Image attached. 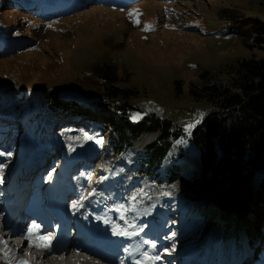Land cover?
Masks as SVG:
<instances>
[{"label": "rangeland", "instance_id": "obj_1", "mask_svg": "<svg viewBox=\"0 0 264 264\" xmlns=\"http://www.w3.org/2000/svg\"><path fill=\"white\" fill-rule=\"evenodd\" d=\"M56 1L44 2L54 5ZM71 1H79L84 7L55 15L58 19L48 25L40 23L33 27L43 15L34 18L30 12L0 0V32L21 37L22 43L27 42V37L36 48L0 57V110H6V114H0V120L24 123L31 141L47 145L51 140L52 146L69 141L70 151L88 147L96 150L98 158L106 154L111 163L117 157L112 156V137L107 141L109 127L97 125L99 118L105 120V115L114 114L110 109L102 108L95 111L96 115L89 110L99 106L96 101L104 100L100 93L103 82L92 68L95 64L111 63L120 76L116 85L137 90L138 95L128 100L135 107L131 117L154 111L170 118L174 125H181L186 132L177 141L184 155L181 164L187 171H199V152L190 139V130L212 106L195 98L189 87L202 83L198 76L202 70H208L209 80L224 84L229 78V66L236 61L264 59V0H125L126 7L102 0H64ZM23 2L31 4L30 0ZM51 91L56 92L57 100L72 103H62L58 108L54 104L43 106L42 97ZM46 137L49 139L44 142ZM133 148L131 152L137 149L134 145ZM23 149L29 151L30 147ZM122 164L105 168L106 176L126 169L129 175L124 185L133 177V195L140 200L141 217L144 215L142 231L162 203L170 205L168 214L173 225L168 227L164 223L162 230L168 229L170 236L156 238L158 242L165 240L167 252L177 255L183 244L198 240L194 239L196 233L188 242L189 232H196L207 222L184 205L189 196L179 194L181 182L154 183L145 172L135 175ZM94 173L101 174L97 170ZM249 206L234 194L228 196L219 206L217 223L201 239L203 243L207 241L206 251L225 248V253H231L230 258L244 259L251 255L249 249H264V206L254 216L249 213ZM257 218V223L252 222ZM154 226L157 227L156 223ZM252 238V246L248 247ZM231 240L234 243L228 244Z\"/></svg>", "mask_w": 264, "mask_h": 264}, {"label": "trees", "instance_id": "obj_2", "mask_svg": "<svg viewBox=\"0 0 264 264\" xmlns=\"http://www.w3.org/2000/svg\"><path fill=\"white\" fill-rule=\"evenodd\" d=\"M41 1L33 0V4L26 7L23 6V0H3L14 8L30 12L34 18L39 19V14L44 15L34 22L33 27L40 23L48 25L57 19L55 15H50ZM70 6L71 10L66 12L73 13L84 7ZM66 8V4L59 3L54 10ZM0 38V47L4 51L0 52V57H10L22 52L24 48L27 51L36 49L32 43H28L27 37V42L22 43L21 37L5 36L0 32ZM92 71L103 82L100 93L104 99L101 103L96 101L95 104L100 107L94 108L111 107L114 110V115L107 118V123L112 129L111 137L116 151L129 153L140 134L157 131V136L135 153L136 172L141 175L145 172V176L162 184L181 182L179 194L189 196L184 205L199 214L203 222H207L200 226L201 236L213 223H217L219 206L230 194H234L242 204H249L251 215L254 216L258 210L262 211L264 59L250 57L236 61L229 66V78L224 84L209 80L208 70H202L198 74L202 83L189 87L195 98L204 99L212 106V110L190 130V139L198 149L200 161L199 171L193 172L187 171L181 164L184 155L177 141L186 136L184 128L174 125L170 118L159 116L154 111L142 113L138 119H131L130 112L135 107L128 100L138 95L137 90L116 85L120 76L111 63L95 64ZM54 93L51 91L50 96L42 97L43 106L54 104L58 108L62 107V103H72L57 100ZM137 111H140V107ZM169 206H164L166 218L170 217Z\"/></svg>", "mask_w": 264, "mask_h": 264}, {"label": "bare ground", "instance_id": "obj_3", "mask_svg": "<svg viewBox=\"0 0 264 264\" xmlns=\"http://www.w3.org/2000/svg\"><path fill=\"white\" fill-rule=\"evenodd\" d=\"M82 8V7H81ZM5 130V129H3ZM152 134H144L142 136H140L138 138V140L136 141V146H140L144 143L149 142V140L151 139ZM4 137V136H3ZM26 143L27 147L29 145V143ZM48 146H46L42 152H48V149L52 148V141L49 140ZM3 149V146H2ZM88 152L87 148H84V151H82L81 153L86 154ZM18 165V169H22L21 167V163L19 162L16 163ZM14 165V164H13ZM12 165V166H13ZM108 166H111L112 168H117L118 164L117 163H110L109 160H107L106 154L103 156H100L99 158L97 156H94L90 162V167L94 168L95 170H97L98 172H101L100 175H97V178H101L105 171V168H108ZM128 176V172L126 170H121L117 176L112 175V178H115L113 182H111V185L114 187L113 189L115 190V192H119L120 188L122 187L123 183H124V179ZM1 179H5L4 175H0ZM1 190V189H0ZM125 193L127 195H132L133 190L131 188V185L128 186L126 188ZM102 194L100 195H92L87 197L85 200L89 199V198H99L101 197ZM105 203L106 204H110L111 205V213L115 214L116 217V212L115 209H119L120 211L124 212V206L122 203H120L118 200L114 199L112 196H105ZM16 214V213H14ZM97 219L102 220L104 222V227L106 228L105 233L109 234L111 233H117L119 230H121L122 227H120L119 225H117L115 222H113L111 219L107 218L104 215H98ZM98 220V221H99ZM53 221H56L55 219H53ZM122 223H128L130 226L133 225V220L131 219V217L129 216V214H126L122 219H121ZM0 232H1V227H0ZM258 234H260V231L258 232ZM70 240V238H69ZM53 243V242H51ZM25 242H23L22 245H24ZM14 245V243L12 244V246ZM57 245V244H56ZM77 243H75V245H71V244H64L61 245L59 247L55 246V243H53L51 250L53 251L54 257L51 258L49 257V251L50 250H44L41 248H37L35 246H31V250L28 253H25V255L31 260V264H57L60 262H67L70 263L72 262L73 264H76L78 262V264H113L112 260H109L108 262L105 261V258L98 253L95 252H86L78 247ZM149 248V245L145 246V247H138L136 249V253H137V261H135L136 264H159L156 260V256L157 255H161L163 256V254L157 250V251H152L151 254H148L145 252V249ZM3 249L2 246L0 244V264H12L10 261H13L14 255L10 254L8 252H4L5 254H3ZM21 253L23 252V247L21 246L19 248V250ZM38 251V252H37ZM205 251V250H204ZM203 250L198 251V250H194V258L195 259H199L201 257V255L205 256V252ZM203 256V257H204ZM178 259V258H177ZM15 263V261H14Z\"/></svg>", "mask_w": 264, "mask_h": 264}, {"label": "snow or ice", "instance_id": "obj_4", "mask_svg": "<svg viewBox=\"0 0 264 264\" xmlns=\"http://www.w3.org/2000/svg\"><path fill=\"white\" fill-rule=\"evenodd\" d=\"M140 113H136L134 114L131 119L135 120L138 119L140 117ZM188 128H191L192 125H188ZM87 138V137H86ZM102 140H97V143H102ZM0 155H11V153H3L0 152ZM4 167L3 164H0V169H2ZM49 176H51V173H49ZM71 207L73 209H76L78 207V204L76 202H74ZM40 228L39 225L35 224L34 222L32 224H29L27 226V229L24 233V238L28 241L29 246H35L37 248H41L44 250H50L52 247L51 241H52V237L50 235H37V231ZM126 234V233H121ZM173 235H175V233H173ZM2 242V241H0ZM144 243L150 244L152 247H156L155 243L153 241H144ZM167 251V249L165 250ZM157 259H159V257H156ZM21 264H26V262H21Z\"/></svg>", "mask_w": 264, "mask_h": 264}]
</instances>
